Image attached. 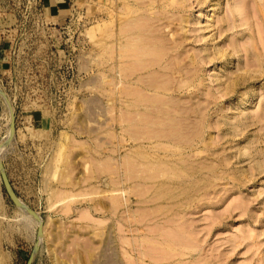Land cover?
I'll return each instance as SVG.
<instances>
[{"label":"rangeland","instance_id":"1","mask_svg":"<svg viewBox=\"0 0 264 264\" xmlns=\"http://www.w3.org/2000/svg\"><path fill=\"white\" fill-rule=\"evenodd\" d=\"M123 1L73 0L57 16L43 0H0V264H264V0H168L200 144L178 157L192 154L189 175L173 163L166 197L150 184L140 202L128 181L131 208L115 214L105 163L124 179L127 161L153 154L119 123L109 70Z\"/></svg>","mask_w":264,"mask_h":264},{"label":"bare ground","instance_id":"2","mask_svg":"<svg viewBox=\"0 0 264 264\" xmlns=\"http://www.w3.org/2000/svg\"><path fill=\"white\" fill-rule=\"evenodd\" d=\"M124 1L125 6L122 7V11L119 9L121 11L119 32L116 33L115 46H112V48H115L114 53H116L115 63L110 70L108 69L109 72L113 71L114 75L113 77L108 76L116 81V86L113 87H116L117 90L115 99L120 103L119 123L123 136L129 137L130 141L132 140L138 146L150 145L151 148L153 147V154L147 153L145 155L142 153L143 157L140 155L141 158H135L132 162L127 161L126 166L129 174L125 175L124 179L119 172V166L114 168V164L105 163L106 171L111 173L112 176L110 184L113 191L118 192V196H113L111 201L104 205L107 206V211L110 210L115 214H117L119 208H123L126 212H129V208H131L129 198L133 192L128 190L129 187L126 185L128 181L133 184L134 189H142L136 191L138 192L136 193L137 196H148V199L140 202L152 203L150 192L156 183L163 186L159 195L166 197V193L173 189L170 186L179 183L177 178L180 175L176 174L179 169L173 163H182L180 170L189 175L190 169L186 163H191L192 154L189 161L178 157L181 156L184 150L199 145L201 138L199 127L196 125L199 121L195 124L192 120L193 115L197 113L196 107L187 106V99L184 100L186 101L185 104L181 102L183 96L180 95L190 92V89L195 86L192 72L181 57L179 52L181 42L175 37V33L171 35L172 29L169 33L170 37L165 33L166 28H169L167 27L169 25L166 26L165 23V19H167L166 11L171 4L168 3V0ZM214 10L211 7L202 12V20L210 21L214 16ZM262 13L264 16V10H262ZM187 97L189 96L187 95ZM124 137H120V139L124 140ZM124 165L123 163L122 166ZM124 170L127 172V168H124ZM169 174H173V176H167ZM175 175L178 177H175ZM150 184L153 186H150ZM139 192H142V194L140 195ZM159 195L156 197H159ZM156 207V210L162 208L158 207L157 209ZM35 219L37 223H40V217L35 216L34 220L31 218L33 221ZM124 220L126 221V218ZM134 220L136 219L134 218ZM133 221L127 220L129 226H132ZM43 228L44 226H40L41 234L44 232Z\"/></svg>","mask_w":264,"mask_h":264},{"label":"crops","instance_id":"3","mask_svg":"<svg viewBox=\"0 0 264 264\" xmlns=\"http://www.w3.org/2000/svg\"><path fill=\"white\" fill-rule=\"evenodd\" d=\"M73 0H43V7L57 16H62L63 12H66L71 7Z\"/></svg>","mask_w":264,"mask_h":264},{"label":"water","instance_id":"4","mask_svg":"<svg viewBox=\"0 0 264 264\" xmlns=\"http://www.w3.org/2000/svg\"><path fill=\"white\" fill-rule=\"evenodd\" d=\"M0 167L2 168V156L1 155H0ZM2 180H3V183L5 185V188L7 190L9 197L16 204L18 200L17 195L11 185L8 175L4 171H2ZM29 264H31V262H29Z\"/></svg>","mask_w":264,"mask_h":264}]
</instances>
